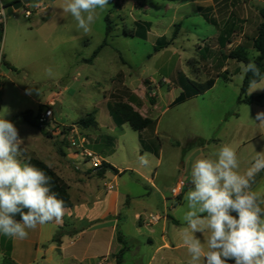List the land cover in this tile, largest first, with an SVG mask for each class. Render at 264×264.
<instances>
[{
    "label": "rangeland",
    "instance_id": "1",
    "mask_svg": "<svg viewBox=\"0 0 264 264\" xmlns=\"http://www.w3.org/2000/svg\"><path fill=\"white\" fill-rule=\"evenodd\" d=\"M206 1L210 0H109L104 10L97 9L87 34L78 29L70 13L62 12L66 0H29L13 14L6 12L0 51L16 70L0 62V118L17 128L26 149L24 159L38 158L48 165L63 166L61 175L70 187L75 207L70 219L74 224L68 222L65 231L86 228L80 239L75 233L65 234L53 221L26 229L28 236L23 240L0 234V264L9 252V243L17 264H76L82 256L93 259L92 264H107V258L99 256L112 249L111 230L97 231L88 221L97 216L98 212L90 210L97 196L107 192L109 183L120 201L115 235L121 234L128 241L123 264H187L190 257L183 246L174 252L159 248L163 238L182 244L184 197L190 187L192 162L197 157L215 158L223 145L236 150L238 161L264 152V126L255 121L264 106L239 103L243 63L228 58L241 44L251 47L264 0H214L209 10L198 9ZM26 10L31 12L29 18ZM204 13L216 25L207 22ZM108 15L113 27L108 45L93 63L87 62L106 38ZM140 20L153 24L147 40L124 32L135 30ZM174 33L172 45L156 52L158 38L170 39ZM247 51L253 61L257 52L252 48ZM176 73L186 80L175 79ZM210 77L216 81L213 88L198 93L192 82L204 83ZM132 92L142 101L141 106L132 100ZM183 93L194 95L172 105ZM262 94L264 90L259 89L247 92L249 97ZM150 99L155 100L154 105ZM51 100L55 104L48 105ZM114 102L129 103L143 117L157 120L155 140L142 146L139 134L127 124L107 131L109 123L116 124L108 105ZM46 108L53 111L51 125L43 128L50 137L20 117L25 111L36 114ZM88 114H95L102 132L111 131L114 137V145L105 144L104 138L96 150L103 149L113 162L129 165L144 177L127 173L115 181L110 173L102 179L89 159L71 147L62 129L77 126ZM80 129L87 138L94 127ZM257 133L260 137L253 141ZM88 144L86 148L91 150ZM147 146L157 154L150 153L154 159L144 167L138 157L149 153ZM85 163L90 168L82 172ZM179 181L184 183L182 204L172 195ZM81 190H85L90 204L77 202ZM152 216L160 219L151 223ZM58 233L62 244L53 241ZM200 238L203 240L202 235Z\"/></svg>",
    "mask_w": 264,
    "mask_h": 264
},
{
    "label": "clouds",
    "instance_id": "2",
    "mask_svg": "<svg viewBox=\"0 0 264 264\" xmlns=\"http://www.w3.org/2000/svg\"><path fill=\"white\" fill-rule=\"evenodd\" d=\"M108 5L109 0H66L62 12L70 13L87 34L97 9ZM241 73L242 78L250 75L248 94L264 90V73L254 61L242 64ZM255 121L264 126V112H258ZM23 143L15 125L0 118V234L21 240L28 236L26 229L59 222L65 213V202L52 190V178L24 159ZM150 157L139 156V164L148 167L154 159ZM238 168L230 145L221 146L215 158L192 162L182 216L186 227L180 233L190 257L187 264H264V193L253 189L256 175L264 171V152H256L243 173Z\"/></svg>",
    "mask_w": 264,
    "mask_h": 264
},
{
    "label": "trees",
    "instance_id": "3",
    "mask_svg": "<svg viewBox=\"0 0 264 264\" xmlns=\"http://www.w3.org/2000/svg\"><path fill=\"white\" fill-rule=\"evenodd\" d=\"M10 5H5L4 7H8ZM204 10H209V8L204 9ZM207 22L216 25L214 21H212L205 13L203 15ZM259 16H260V23L258 26L257 34L254 38L251 39V47L246 46L245 44H241L237 50L231 52L228 55V58L236 60L239 63L247 64L250 59L248 57V48H252L257 52V56L254 58V62L258 65L260 68L261 72L264 73V6L260 9L259 11ZM106 38L103 41V43L98 47V49L93 53L91 59L87 60V62H93V60L97 57L98 53L100 52L101 49H103L105 46L108 45V38L110 37L113 27L111 25L109 15L106 17ZM136 29L135 30H124L125 34L128 36L132 37H138L140 39L146 40L147 39V32L150 29L151 24L149 22L145 21H138L135 23ZM180 27L181 25H177ZM4 36V24H0V41L3 39ZM176 39V33L173 34V36L170 39H167L166 37H161L160 39L157 40L156 45H155V51L158 52L161 49L167 48L168 46L172 45L173 41ZM0 62L4 66H6L9 69L16 70L10 62H8L5 59V55L1 54L0 51ZM249 77H244L243 79V84L241 86V94L239 97V103H244L247 105H252V104H262L264 102V95H259L257 97H249L247 96L248 92V83H249ZM179 80H186L185 76L182 74L178 78ZM215 78L210 77L206 82L204 83H198L193 81L192 85L196 88L198 93H205L206 91L210 90L213 88L215 85ZM194 94H181L180 97H178L172 105H176L182 102H185L187 99L191 98ZM132 96V95H131ZM134 96V95H133ZM132 100L136 102L137 107L142 105V102L137 98V97H132ZM150 103L152 105L155 104L154 99H150ZM110 108V113L114 117L116 124L121 126L124 124H128L132 130L136 132H142L146 129H154L156 122L153 121L149 117H143L137 110L134 109V107L125 102H114L108 104ZM41 112H37L36 114L33 111H25L21 113L20 117L25 122L26 124L38 129L41 131L45 136L50 137V133L45 132L44 129L40 126L39 123V117H40ZM79 128L87 129L91 127H95L97 125V122L95 120V117L93 114H88L86 118L81 119L77 122L76 124ZM30 162L37 166L38 168L42 169L45 171V173L52 178V183H53V191L58 193L59 198H62L63 201L65 202V208H70L73 206L71 196L69 193V185L65 180H63L56 172L53 170L49 165H47L45 162L38 158H32L30 159ZM107 170L113 171L115 174H118V171L113 168L111 165L107 163H103L102 167L100 169H97V175L99 177H103L105 172ZM260 174L256 175L255 177V182L254 185L257 183V181L260 178ZM177 204H182L183 203V195H180L179 197L176 198ZM17 220H19V216L16 217ZM61 233H58L56 239H53L55 242L60 243L61 239ZM118 240L122 242L121 235L118 236ZM7 249L9 252H7V256L3 258L2 264H17L11 257V252H12V245L9 243L7 246ZM124 249H122L117 255H115L116 259V264H123V253ZM235 261L234 260H229L228 264H233Z\"/></svg>",
    "mask_w": 264,
    "mask_h": 264
},
{
    "label": "crops",
    "instance_id": "4",
    "mask_svg": "<svg viewBox=\"0 0 264 264\" xmlns=\"http://www.w3.org/2000/svg\"><path fill=\"white\" fill-rule=\"evenodd\" d=\"M16 1H18V0H0V8H3L5 5H12ZM213 5H214V0L206 1V4L202 5V6L200 5L198 7V9L202 8V7L203 8L207 7V8L210 9ZM140 21H144V20H140ZM145 22H149L151 24L150 29L147 32V39H148V36H149V34L151 32L153 24L150 21H145ZM160 38H158V39H160ZM206 50L207 49H204V51H206ZM90 63H93V62H90ZM120 74H118V77L120 76ZM123 74H124V72H123ZM124 75H123V77H124ZM180 75H181L180 73H176L175 79L180 77ZM110 77H111V75H110ZM123 83H125V82H123ZM131 94L136 96L133 92ZM137 98L139 99V97H137ZM51 104H55V101L51 100L48 103V105H51ZM255 105L264 106V102L262 104H255ZM93 115L95 117V114H93ZM95 120L97 122V125H96V127H94V130L92 132H89L90 137H87L89 139L88 140V142H89L88 146L91 147V151L92 152H94L95 154H97L101 158L103 163L105 162V163L111 165L113 168H115L118 171V174H115L113 171L107 170V172H105V174L102 177V179H106L105 177L108 174H110V173L114 174L115 181L117 179V176H122V175H125L127 173H132V174L138 175L139 177H144L141 174V172H139L138 170L132 169V167L129 166V165H126V164L125 165H118L115 162H113L111 159H109V157H106L107 154H106V152L103 149H101L99 151L96 150L95 147L99 146L102 143L104 138H105V141H106L105 144H109V142H110L111 145H114V137L112 136L111 131L108 132L109 134H105L104 132H102V130H101V128H103L102 125H100V123H99V121H98V119L96 117H95ZM152 120L156 122V125H155L154 129H146V130H144L142 132H137L139 134L138 135L139 136V141L141 142L142 146H143V143H145V142L147 143V142L155 140V137L158 134L157 133V120H154L153 118H152ZM107 126L108 127L106 129L108 131L109 129L112 130L115 127H122L123 125L119 126V125H117L115 123L114 124H110L109 123ZM256 135L257 136H255V138H253V141H256V140L259 139L260 136H258V133ZM96 141H100V142L98 144H95ZM145 150L148 151L149 153L154 154V155L157 154V151L151 149L149 146L145 147ZM252 161H253V159H241V160L238 161V164L239 165L247 164V163L251 164ZM158 163H160V159H158ZM49 166L51 168H53L56 171V173L63 179V176L61 175V173L63 172V166L62 165H59V167H58V166H55L53 164H49ZM84 166H85L84 169H81L82 172H85L87 169L90 168L88 163H85ZM246 169H247V167H245V168L244 167H242V168L239 167L238 171L243 173L244 171H246ZM258 174H260L261 176H260L259 180L257 181L256 185L253 187V189L255 191H257V192L264 193V171H261ZM145 179H147L148 182L153 184L152 179H148L147 177H145ZM79 194L81 195L80 196L81 198H79L77 202L81 201L80 204H82V205L90 204V202L88 201V198H87L88 196L85 193V190H81L79 192ZM92 196H93V194H92ZM150 197H151V195L147 194V199H149ZM119 202H120L119 201V193L117 191H113V185L111 183H109V189L107 190V192H105V194L103 196H97V200H96L95 204H93V207L90 210L91 212H95V211L98 212L97 216L92 218V220L88 221V223H89L88 225L91 226V228L97 229V231L106 230V229H110L111 230L110 241L112 243V249L108 250L105 255H100L99 256L101 258L106 257L107 258V264H114L116 259H115V256H113V255L118 254V252H120L122 249H125V250L127 249V242H128L127 239L123 235L120 234L121 238H122V242H120L118 240V236L115 235V232L117 231L116 222L118 221V218L120 217L119 213H118ZM74 208H75L74 207V203H73L72 207L65 208V213H64L62 219L59 222L53 220V223H54L55 227H57L58 229L64 230L65 234L73 235L75 233L76 236H77V239H80L84 235V231L83 230L86 227L85 228H79V229L73 227L74 228L73 232L65 231V228L68 227V225H67L68 222H69V224H72V225L74 224V222H71V220H70L71 218L74 217V215H73V212H75V211H73ZM233 215H236V214L233 213ZM157 217H159V216H157ZM159 219H160V217H159ZM149 222H151V220ZM151 223H153V222H151ZM115 243L117 245L114 247ZM60 244H62V240L61 239H60ZM181 246H182V244H180V245L178 244L177 245L175 243L174 239L166 240L165 238H163L162 245L160 246L159 249H165V250H168L170 252H174V251L178 250L179 248H181ZM114 248H115V250H114ZM92 262H93V259L88 258V256H82L81 258L76 260V264H92ZM233 264H235V262Z\"/></svg>",
    "mask_w": 264,
    "mask_h": 264
},
{
    "label": "built area",
    "instance_id": "5",
    "mask_svg": "<svg viewBox=\"0 0 264 264\" xmlns=\"http://www.w3.org/2000/svg\"><path fill=\"white\" fill-rule=\"evenodd\" d=\"M25 16L29 18L31 16V12L29 10L25 11ZM6 15V10L3 8H0V24L3 23V18ZM53 118V111L51 108H46L44 112H41L39 117V123L42 128H48L51 125ZM65 130V138L70 143L71 147L81 151V153L89 159V162L91 164V167L95 170L100 169L103 165V162L101 158L92 152L91 150L87 149V138L86 136L81 134V129L78 126L72 125L67 127ZM183 187L184 183L183 181H180L178 185L172 190V195L174 197H179L183 193ZM159 220V217H153L151 219V222H156Z\"/></svg>",
    "mask_w": 264,
    "mask_h": 264
},
{
    "label": "water",
    "instance_id": "6",
    "mask_svg": "<svg viewBox=\"0 0 264 264\" xmlns=\"http://www.w3.org/2000/svg\"><path fill=\"white\" fill-rule=\"evenodd\" d=\"M28 3L29 0H18L8 7H3V9L6 10L8 15H11L14 13V11H17L23 8L24 6L28 5Z\"/></svg>",
    "mask_w": 264,
    "mask_h": 264
}]
</instances>
